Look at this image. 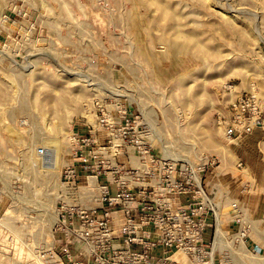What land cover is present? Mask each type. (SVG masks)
<instances>
[{
	"label": "rangeland",
	"instance_id": "374dc122",
	"mask_svg": "<svg viewBox=\"0 0 264 264\" xmlns=\"http://www.w3.org/2000/svg\"><path fill=\"white\" fill-rule=\"evenodd\" d=\"M252 91L264 97V0H0V264L65 258L62 170L89 130L109 144L103 114L119 144L148 131L157 154L214 159L204 187L215 264H264V248L232 244L249 224L264 247L243 155L253 141L226 133L232 103Z\"/></svg>",
	"mask_w": 264,
	"mask_h": 264
},
{
	"label": "built area",
	"instance_id": "2783aa9c",
	"mask_svg": "<svg viewBox=\"0 0 264 264\" xmlns=\"http://www.w3.org/2000/svg\"><path fill=\"white\" fill-rule=\"evenodd\" d=\"M232 110L226 121L229 137L264 127V97L256 91L241 95ZM120 120L137 127L126 108ZM113 125L103 114L98 128L110 130L109 144L99 143L97 131L89 130L62 170L55 223L65 254L58 257L60 264H215L216 233L212 242L206 234L217 214L204 181L216 161L157 154L148 131L143 137L125 135L119 144ZM39 152L46 154V149ZM238 216L239 221L240 209ZM240 227L241 248L260 255L264 247L245 239L251 237V225ZM232 244L241 246L240 240Z\"/></svg>",
	"mask_w": 264,
	"mask_h": 264
},
{
	"label": "crops",
	"instance_id": "0c3cea01",
	"mask_svg": "<svg viewBox=\"0 0 264 264\" xmlns=\"http://www.w3.org/2000/svg\"><path fill=\"white\" fill-rule=\"evenodd\" d=\"M237 139L243 145L248 144V141H253L251 155L250 152H244L243 155L247 156V162L253 171V181H256V186L251 195L254 206L258 210L264 211V127H256L250 133L242 134ZM250 239L253 244L258 243L255 236H251Z\"/></svg>",
	"mask_w": 264,
	"mask_h": 264
},
{
	"label": "bare ground",
	"instance_id": "6f19581e",
	"mask_svg": "<svg viewBox=\"0 0 264 264\" xmlns=\"http://www.w3.org/2000/svg\"><path fill=\"white\" fill-rule=\"evenodd\" d=\"M166 156V155H165ZM167 158H170V159H174V160H178L179 158L178 157H176V156H173V155H168V156H166ZM180 160V159H179ZM182 160H185V159H182ZM187 160V159H186ZM219 224H220V220H219ZM220 226V225H219ZM219 226H217L218 227V232H220V227ZM219 240V239H218ZM239 240H240V243H241V246H243V241H242V236L240 235L239 236ZM221 242V241H220ZM182 258V257H181ZM257 259V258H256Z\"/></svg>",
	"mask_w": 264,
	"mask_h": 264
}]
</instances>
